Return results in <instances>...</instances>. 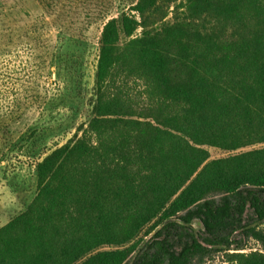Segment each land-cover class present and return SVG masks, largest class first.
I'll return each instance as SVG.
<instances>
[{
	"label": "trees",
	"instance_id": "1",
	"mask_svg": "<svg viewBox=\"0 0 264 264\" xmlns=\"http://www.w3.org/2000/svg\"><path fill=\"white\" fill-rule=\"evenodd\" d=\"M131 12L104 19L93 118L36 163L35 198L0 228V264H202L223 249L228 264H264V0ZM239 231L263 249L242 253Z\"/></svg>",
	"mask_w": 264,
	"mask_h": 264
},
{
	"label": "rangeland",
	"instance_id": "2",
	"mask_svg": "<svg viewBox=\"0 0 264 264\" xmlns=\"http://www.w3.org/2000/svg\"><path fill=\"white\" fill-rule=\"evenodd\" d=\"M137 2L0 0V228L35 198L36 163L66 144L79 126L93 118L104 19L135 14L131 10ZM173 7L165 23L174 22ZM38 19L47 21L45 32L30 37L28 26ZM210 152L212 158L225 156L218 149ZM252 217L248 210L244 222L252 224ZM192 225L197 234H203L199 220ZM260 228L264 231V225ZM156 230L148 235V227L142 232L141 246L155 238ZM234 240L245 249L242 253L263 249L261 242L240 231ZM226 253L225 249L214 252L202 264H228Z\"/></svg>",
	"mask_w": 264,
	"mask_h": 264
}]
</instances>
